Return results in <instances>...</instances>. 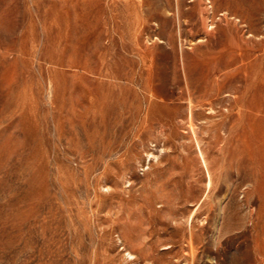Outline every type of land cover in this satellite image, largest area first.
<instances>
[{"label": "rangeland", "instance_id": "1", "mask_svg": "<svg viewBox=\"0 0 264 264\" xmlns=\"http://www.w3.org/2000/svg\"><path fill=\"white\" fill-rule=\"evenodd\" d=\"M0 264H264V0H0Z\"/></svg>", "mask_w": 264, "mask_h": 264}, {"label": "bare ground", "instance_id": "2", "mask_svg": "<svg viewBox=\"0 0 264 264\" xmlns=\"http://www.w3.org/2000/svg\"><path fill=\"white\" fill-rule=\"evenodd\" d=\"M203 22V21H202ZM238 65V64H237Z\"/></svg>", "mask_w": 264, "mask_h": 264}]
</instances>
